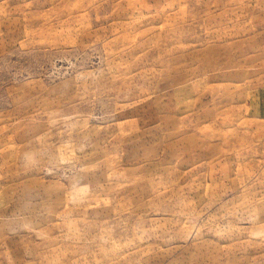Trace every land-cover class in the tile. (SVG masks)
<instances>
[{
	"label": "rangeland",
	"instance_id": "rangeland-1",
	"mask_svg": "<svg viewBox=\"0 0 264 264\" xmlns=\"http://www.w3.org/2000/svg\"><path fill=\"white\" fill-rule=\"evenodd\" d=\"M0 264H264V0H0Z\"/></svg>",
	"mask_w": 264,
	"mask_h": 264
}]
</instances>
